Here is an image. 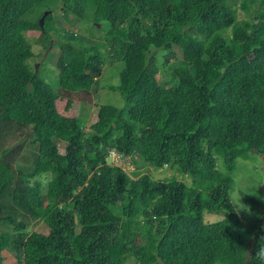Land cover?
I'll use <instances>...</instances> for the list:
<instances>
[{"label":"trees","instance_id":"obj_1","mask_svg":"<svg viewBox=\"0 0 264 264\" xmlns=\"http://www.w3.org/2000/svg\"><path fill=\"white\" fill-rule=\"evenodd\" d=\"M239 2L241 20L236 0H0V121L32 130L30 171L0 157V264H264V213L237 211L216 162L231 172L237 158H264V0ZM56 9L100 25L108 59L123 62L110 89L124 106L100 105L89 126L30 64V38L48 47L55 31L60 88L90 90L102 73L105 55L55 26ZM112 147L134 169L107 165ZM29 220L45 229L29 232Z\"/></svg>","mask_w":264,"mask_h":264},{"label":"rangeland","instance_id":"obj_2","mask_svg":"<svg viewBox=\"0 0 264 264\" xmlns=\"http://www.w3.org/2000/svg\"><path fill=\"white\" fill-rule=\"evenodd\" d=\"M239 0H236L234 8L238 16V20L245 19L248 17L247 12L241 10L239 5ZM54 8H59V4L56 2L52 4ZM46 12V11H44ZM55 13V26L71 28L75 33L78 34L77 42L96 45L99 50L105 55L106 60L102 66V73L96 78V83L94 86L87 91H77L70 92L60 88L57 84L58 81V67L57 60L61 54L59 48V32L51 31L52 38L48 47H46L42 42H40L37 37L30 38V43L32 45L31 50L33 55L30 58V64L35 68H39L40 77H42L47 83H49L54 88V92L60 96L75 98L79 101V118L85 121L86 126H89L96 122L97 112L100 105H112L115 107H123L124 99L122 98L119 91L111 90V86H116L120 83V70L123 66V62L120 60L110 61L108 59L109 52L105 45V33L102 31L100 25L93 24L91 21L77 22L73 16L68 18L63 16L59 9ZM252 12H250L251 14ZM85 40H87L85 42ZM153 55L156 59V63L160 69L159 76L164 78L167 77V73L160 68L164 61V55L166 54L163 50H152ZM173 52L177 55V58H182V54L177 48L173 49ZM170 61H174L170 60ZM166 76V77H165ZM1 113V107H0ZM32 130L28 126L18 125L13 122L0 121V157L9 162L14 171L18 169L22 173L31 170V166L28 163L30 158H32L31 145L29 141L31 140ZM56 144L60 148H64L66 143L61 141H56ZM219 170L229 174L233 179V189L231 191V201L233 206L236 207L237 211L245 214L247 219L250 220L254 217L255 212L264 213V158L260 154L251 153L249 159L237 158L236 167L233 171L227 172L222 166V158L217 157L216 159ZM139 165V164H138ZM217 166V167H218ZM30 167V168H29ZM136 170L138 172H149L154 177H165L170 176L169 171H155L143 165L137 166ZM50 174H42L39 176V181L43 186ZM19 180L18 175L15 176L13 182L11 183L9 190L5 194L4 199H2V204L8 208L13 205L12 194L15 184ZM241 193H245L258 199L261 206L254 207L251 210V206H247L243 200ZM9 212V211H7ZM17 212V210L15 211ZM224 217V213H205L204 220L211 222L220 220ZM26 218V217H25ZM14 219L24 220L20 213H14ZM28 231L42 230L45 229L43 222H36L29 220Z\"/></svg>","mask_w":264,"mask_h":264},{"label":"built area","instance_id":"obj_3","mask_svg":"<svg viewBox=\"0 0 264 264\" xmlns=\"http://www.w3.org/2000/svg\"><path fill=\"white\" fill-rule=\"evenodd\" d=\"M133 156L134 155H124L115 149H109L105 160L107 165L119 167L122 170L129 172L134 169Z\"/></svg>","mask_w":264,"mask_h":264},{"label":"clouds","instance_id":"obj_4","mask_svg":"<svg viewBox=\"0 0 264 264\" xmlns=\"http://www.w3.org/2000/svg\"><path fill=\"white\" fill-rule=\"evenodd\" d=\"M110 149H115L116 150V148H114V147H112V148H110ZM125 155V154H124ZM130 155V154H129ZM133 160H134V156H133Z\"/></svg>","mask_w":264,"mask_h":264},{"label":"water","instance_id":"obj_5","mask_svg":"<svg viewBox=\"0 0 264 264\" xmlns=\"http://www.w3.org/2000/svg\"><path fill=\"white\" fill-rule=\"evenodd\" d=\"M40 23H42V19H40Z\"/></svg>","mask_w":264,"mask_h":264}]
</instances>
